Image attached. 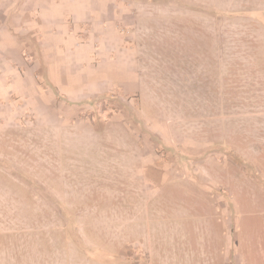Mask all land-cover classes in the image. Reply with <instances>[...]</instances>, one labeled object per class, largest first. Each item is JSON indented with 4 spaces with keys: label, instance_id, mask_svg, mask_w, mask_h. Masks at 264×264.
<instances>
[{
    "label": "rangeland",
    "instance_id": "obj_1",
    "mask_svg": "<svg viewBox=\"0 0 264 264\" xmlns=\"http://www.w3.org/2000/svg\"><path fill=\"white\" fill-rule=\"evenodd\" d=\"M117 10L82 82L0 106V264H264V0Z\"/></svg>",
    "mask_w": 264,
    "mask_h": 264
},
{
    "label": "crops",
    "instance_id": "obj_2",
    "mask_svg": "<svg viewBox=\"0 0 264 264\" xmlns=\"http://www.w3.org/2000/svg\"><path fill=\"white\" fill-rule=\"evenodd\" d=\"M117 4L118 0H0V106L43 97L48 86L68 91L72 83L82 82L68 68L94 67L93 62L104 56L113 28L99 20L117 13Z\"/></svg>",
    "mask_w": 264,
    "mask_h": 264
}]
</instances>
